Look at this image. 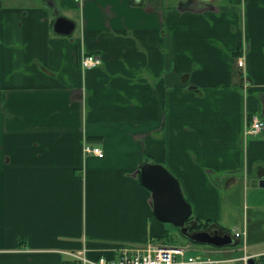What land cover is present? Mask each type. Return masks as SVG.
Returning a JSON list of instances; mask_svg holds the SVG:
<instances>
[{
    "label": "crops",
    "instance_id": "0c3cea01",
    "mask_svg": "<svg viewBox=\"0 0 264 264\" xmlns=\"http://www.w3.org/2000/svg\"><path fill=\"white\" fill-rule=\"evenodd\" d=\"M58 3L72 35L56 34L38 7L0 0V264H71L67 253L82 249L112 257L162 235L133 176L147 159L170 164L194 210L242 180L262 189L264 134L244 131L264 120V0ZM84 54L102 64L83 70ZM249 216L259 264L264 240ZM221 252L226 263L244 255Z\"/></svg>",
    "mask_w": 264,
    "mask_h": 264
},
{
    "label": "built area",
    "instance_id": "2783aa9c",
    "mask_svg": "<svg viewBox=\"0 0 264 264\" xmlns=\"http://www.w3.org/2000/svg\"><path fill=\"white\" fill-rule=\"evenodd\" d=\"M102 59L96 54H84L80 60V66L83 70H91L99 67ZM236 68L244 70L246 66L245 56L242 49L239 56L235 58ZM264 134V120L260 117H254L250 123L245 126L244 135L246 137H254ZM84 153L94 155L98 158H104V151L94 145L85 144ZM236 239L243 243L245 254L236 260H232L239 264H249V260L255 256L248 254L247 246V225L243 226V230L235 231ZM194 245L187 242L182 245H170L151 239L143 245L126 244L116 249V254L112 257L99 255L92 259L88 256V250L82 249L77 252L67 253L72 259L71 264H225V260H217L195 255Z\"/></svg>",
    "mask_w": 264,
    "mask_h": 264
},
{
    "label": "rangeland",
    "instance_id": "374dc122",
    "mask_svg": "<svg viewBox=\"0 0 264 264\" xmlns=\"http://www.w3.org/2000/svg\"><path fill=\"white\" fill-rule=\"evenodd\" d=\"M5 2L7 4H10L11 0H5ZM54 2H56L55 4H59L58 3L59 0H56ZM47 5L49 6V0H14L13 7H17V6L29 7V8L38 7V8H40V10H38L39 15L43 19H46L49 24H51V22L54 20V18L56 19L59 16V15H57L59 13L54 12L52 10V7H48L49 13H50V15H49L48 12L46 11ZM49 24H48V26H49ZM163 166H165V168L170 172V169H171L170 164L163 165ZM244 183H245V181L242 180L240 183L241 185L234 187L231 190V191H233L232 193L230 191L224 190L223 196H221L220 199H218L215 202L206 203L202 208L196 207L195 210L193 208V204L188 200V197L185 195L186 190L184 192V189H183L181 183H180V185H181L182 192H183L185 199L189 203H191L190 205L192 206V211H193L192 216L194 218L197 217V215H201L203 217L200 219L202 222H206V219H211V220H214L213 222L212 221L210 222L213 225L219 224L222 227L227 228L228 230H230L232 232L233 231H240L241 232L243 230L244 224L246 223V225H247L248 214L250 213L249 225L252 226L254 224L253 218H255L256 223H257V229L254 232L256 235H258V237H260L261 239L264 240V226H261V228H260V223L262 225V223L264 221V214H262V215L255 214L256 209L251 207L252 204L264 205V190L259 189L257 194L255 192L253 193L252 192L253 190L250 188V186H248V185L245 186ZM243 187H246V188H243ZM193 188H194V186H193ZM245 190H248V192H249V202L247 201V195L245 194ZM153 217H154L155 223L164 227V230L168 231L169 237H171L170 239H172V241H170L171 242L170 245H182V244L187 243V242H185L186 240L184 239V237H182L181 235L178 234V230L175 229V227H173L170 224H164V223L158 221L155 218L154 214H153ZM156 221H158V222H156ZM159 222L162 224H160ZM173 238L176 240L173 241ZM247 248H248L247 252L250 253L251 249L249 247H247ZM223 249H236V250H238L237 253L232 255L235 257L242 256L243 254H245V251L243 250L242 245H238V246H234V247L229 246V247L218 248V247H213L210 245H203V244H195L193 253L195 255H200V256H203L206 258L209 257V258L217 259V260H223V258L231 259V255H228V256L223 255V252H221V251H223ZM262 250L264 251V249H262ZM258 263L264 264V260H262V258H259ZM225 264H238V263L232 262V263H225Z\"/></svg>",
    "mask_w": 264,
    "mask_h": 264
},
{
    "label": "water",
    "instance_id": "95a60500",
    "mask_svg": "<svg viewBox=\"0 0 264 264\" xmlns=\"http://www.w3.org/2000/svg\"><path fill=\"white\" fill-rule=\"evenodd\" d=\"M54 1L49 0V7L54 6ZM202 4L200 3L199 6ZM53 30L56 34L69 36L75 30V23L59 15L54 21ZM133 176L139 179L141 185L150 191L151 199L149 204L158 221L178 228L185 238L197 244L218 248L236 245L232 235L218 228H215L214 231L199 230L192 233L189 232L187 222L192 216V206L185 199L180 182L165 166L146 162ZM258 184L260 188L264 189V178L260 179ZM249 264H257V261L255 258H251Z\"/></svg>",
    "mask_w": 264,
    "mask_h": 264
},
{
    "label": "trees",
    "instance_id": "16d2710c",
    "mask_svg": "<svg viewBox=\"0 0 264 264\" xmlns=\"http://www.w3.org/2000/svg\"><path fill=\"white\" fill-rule=\"evenodd\" d=\"M149 161H150L149 159L146 160V162H149ZM150 162H151V161H150ZM152 163H153V162H152ZM138 182H139V184H140V180H139V179H138ZM140 185H141V184H140ZM147 191L150 193L149 190H147ZM157 222H158V221H157ZM159 223H160V222H159ZM160 224H162V223H160ZM187 224H191V225H193V228H192L191 231L208 230L209 227H212V228L214 227V225H213L212 223H210V221L200 222V221L196 220L193 216H191V218L188 220ZM215 225H217V224H215ZM175 229H177V228H175ZM177 230H178V229H177ZM220 230H221V229H220ZM224 230H225V231H223V230H221V231H223V232H225V233H228V234L232 235V233H231L230 230H228V229H224ZM233 237H234V236H233ZM170 238H171V237H169V233H168L167 230H164L162 235L156 237V239H157L158 241H161V242L166 243V244H171L170 241H172V239H170ZM184 239L186 240L185 242H191L189 239H187V238H185V237H184ZM175 240H176V239L173 238V241H175ZM193 243H194V242H193ZM194 244H196V243H194Z\"/></svg>",
    "mask_w": 264,
    "mask_h": 264
},
{
    "label": "flooded vegetation",
    "instance_id": "af4514ba",
    "mask_svg": "<svg viewBox=\"0 0 264 264\" xmlns=\"http://www.w3.org/2000/svg\"><path fill=\"white\" fill-rule=\"evenodd\" d=\"M52 10H53L54 12L57 11L56 8H55L54 6L52 7ZM57 13H60V12L58 11ZM187 226L189 227V232H190V233L194 232V231H191L192 228H193V225H191V224H187ZM214 229H215L214 227H213V228H212V227H209V228H208L209 231H214ZM178 234L181 235L182 237H184V236L180 233L179 229H178Z\"/></svg>",
    "mask_w": 264,
    "mask_h": 264
}]
</instances>
